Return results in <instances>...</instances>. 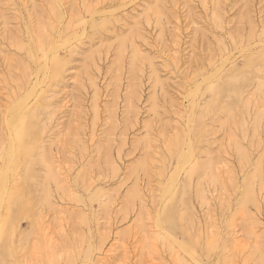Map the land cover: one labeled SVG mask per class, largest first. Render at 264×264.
<instances>
[{
	"label": "rangeland",
	"instance_id": "374dc122",
	"mask_svg": "<svg viewBox=\"0 0 264 264\" xmlns=\"http://www.w3.org/2000/svg\"><path fill=\"white\" fill-rule=\"evenodd\" d=\"M0 264H264V0H0Z\"/></svg>",
	"mask_w": 264,
	"mask_h": 264
},
{
	"label": "bare ground",
	"instance_id": "6f19581e",
	"mask_svg": "<svg viewBox=\"0 0 264 264\" xmlns=\"http://www.w3.org/2000/svg\"><path fill=\"white\" fill-rule=\"evenodd\" d=\"M19 117H21V116H19ZM16 127H18V126H16ZM237 240V239H236Z\"/></svg>",
	"mask_w": 264,
	"mask_h": 264
}]
</instances>
